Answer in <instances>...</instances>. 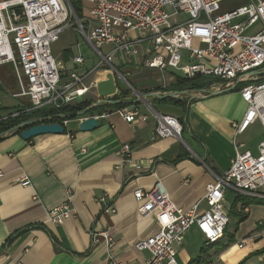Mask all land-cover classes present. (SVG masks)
Listing matches in <instances>:
<instances>
[{"label": "crops", "instance_id": "crops-1", "mask_svg": "<svg viewBox=\"0 0 264 264\" xmlns=\"http://www.w3.org/2000/svg\"><path fill=\"white\" fill-rule=\"evenodd\" d=\"M147 48L143 44L141 53ZM72 55L70 50L64 54L65 64L70 60L67 69ZM140 58L132 56L126 62L119 53L113 62L125 77H143V85L134 87L140 92L172 91L180 74L140 65ZM93 65L85 61L81 68L88 71ZM103 75L102 70L94 71L87 81H101ZM17 92L12 65H0V119L28 111V98L15 96ZM196 92L169 97L176 103L152 100L174 105L171 115L187 126L185 144L172 137L151 140L155 120L150 114L145 121L127 123L111 108L86 114L107 112L89 131L78 130V121L70 119L61 134L24 140L19 133H5L0 138V264H106L109 259L145 264L149 252L137 250L135 244L159 227L154 213H137L134 191L150 190L160 181L176 206L189 208L203 197L214 175L228 169L234 142L253 152L241 139L251 125L241 134L235 132L247 108L239 90ZM98 98L97 90L90 89L71 105L92 104ZM124 144L131 147V164L121 162ZM21 175L28 176L30 186L15 182ZM67 192L72 194L73 213L60 224L49 221V211L66 200ZM102 194L107 196L104 204L97 200ZM238 195L233 190L224 194L229 221L223 237L207 244L191 227L176 245L179 264H264V201H236ZM109 204L113 212L103 210ZM205 207L201 202L200 210ZM93 229H107L112 244L102 240L93 244Z\"/></svg>", "mask_w": 264, "mask_h": 264}, {"label": "built area", "instance_id": "built-area-1", "mask_svg": "<svg viewBox=\"0 0 264 264\" xmlns=\"http://www.w3.org/2000/svg\"><path fill=\"white\" fill-rule=\"evenodd\" d=\"M223 1L0 0V65H12L18 86L15 96L27 97L30 110H58L77 102L90 89L96 90L98 81L87 79L97 70L110 72L114 77L116 91L108 99L136 96L138 90L113 61L119 53L126 62L132 56L141 57L138 64L148 68L172 70L186 79L199 76L209 80L207 85L190 92L201 91L205 95L237 88L247 108L242 120L234 126L236 135L256 122L264 132V72H254L264 68V0H246L220 12ZM75 3L79 4L80 13L76 12ZM66 29L82 35L98 54V61L90 70L81 68L85 58L78 45L77 52L71 56V69L53 58L51 44ZM194 41L197 46L193 45ZM143 44L148 48L141 53ZM151 102L139 100L111 109L127 123L145 121L148 114L152 115L155 126L151 140L169 137L180 140L182 126L178 118L154 110ZM104 105L113 104L103 102L101 106ZM106 115L103 112L74 119L98 120ZM38 119L58 122L64 127L70 121L63 113ZM234 143L235 153L228 169L221 176L214 175L203 197L189 208L176 206L160 181L150 190L134 191L139 202L137 213L140 216L154 213L159 227L156 233L135 244L137 250L149 252L145 264H179L176 245L193 226L207 244L221 239L229 221L224 205L227 190L264 201V138L256 154L245 149L243 143ZM119 155L122 163H132L129 144L121 146ZM15 182L31 185L26 175ZM71 197V192H67L66 200L49 211V221L60 224L73 213ZM106 198L102 194L97 200L104 204ZM201 202L206 206L203 210L199 208ZM103 210L113 212L114 207L109 204ZM91 236L93 244L101 240L112 244L107 229H93ZM106 264L122 263L109 259Z\"/></svg>", "mask_w": 264, "mask_h": 264}, {"label": "water", "instance_id": "water-1", "mask_svg": "<svg viewBox=\"0 0 264 264\" xmlns=\"http://www.w3.org/2000/svg\"><path fill=\"white\" fill-rule=\"evenodd\" d=\"M254 72L262 73L264 72V68L262 70L254 71ZM231 89L232 88L227 89V90H231ZM96 90H97L98 97H99L98 101H96L95 103L89 105L88 107L82 110L66 115V117L69 119H74L76 117L86 115L87 113H90L94 108L103 105V102H107L113 105H118V104L126 105V104L136 103L139 100H141L143 103L149 104V102L154 99L172 97L173 95H187V96L190 95L189 90L170 91V92L167 91V92H162L161 94L145 93V92L136 91V96H132V97L129 96V97H125L119 100H111L108 98L114 96L115 91H116V83H115L113 75L110 72L104 73L103 79L101 81H98L96 84ZM223 91H226V89L218 91L217 93H220ZM97 125H98L97 119H95L94 117H87L78 122V130L89 131V130L94 129ZM18 129H21L19 132V136L24 140H29L40 134H46V133L61 134V133H64L65 131V127L61 123H58V122L51 123V122H47L45 119H38V118L30 119V120H27L21 123L18 126ZM3 135H0V138ZM180 140L181 142L185 144L182 138H180Z\"/></svg>", "mask_w": 264, "mask_h": 264}, {"label": "rangeland", "instance_id": "rangeland-1", "mask_svg": "<svg viewBox=\"0 0 264 264\" xmlns=\"http://www.w3.org/2000/svg\"><path fill=\"white\" fill-rule=\"evenodd\" d=\"M246 2V0H224L221 3V9L220 12L222 11H226L230 8H234L236 6H239L241 4H244ZM167 11H170L169 8H167ZM77 45L79 46V50L81 55L84 56L85 61H86V65L90 66L93 63L95 64L98 61V54L91 48V46L88 44V42L84 39V37L80 34H77L74 30L72 29H66L65 31H63L61 33V35L59 36L58 40L54 43L51 44V54L53 56V58L55 60H60L61 63L67 67L69 66L68 63H70V60L66 62L65 64V57L64 54L67 53V51L70 50L71 53L75 54L77 52ZM194 46H197V42L194 41L193 42ZM105 50V47L104 49ZM138 77H133V76H129L126 77L128 79V81L130 82V84L133 87H139L142 86V80L143 77L139 76V74H136ZM117 82L119 85H121V79L119 77H117ZM188 89V88H187ZM152 107L163 114H173L174 113V105L164 102V101H153L152 102ZM98 112H102L100 111V109H96ZM264 138V132L262 127L260 126V124L258 122H256L255 124L251 125L246 132L241 136L242 141L245 143L246 148H250L253 152V154H256L255 148L256 145L258 144V142L260 140H262Z\"/></svg>", "mask_w": 264, "mask_h": 264}, {"label": "trees", "instance_id": "trees-1", "mask_svg": "<svg viewBox=\"0 0 264 264\" xmlns=\"http://www.w3.org/2000/svg\"><path fill=\"white\" fill-rule=\"evenodd\" d=\"M74 8H75L77 13L81 12V9H80L78 3L74 4ZM208 82H209V80L207 78H204V77L197 76L193 79H186L180 75H177L176 76V83L171 85V88L173 89L172 91H181L183 89V87H187L189 90L190 89H199V88L207 85ZM162 99L163 100H169L170 99V100L175 101V99H171L169 97L162 98ZM175 103H176V101H175ZM90 104L91 103H89V102H81V103H78L75 105H67V106L62 107L58 110H56L54 108L43 109V110H30V109H28V111L18 113L15 116H9V117H6L4 119H0V135H3L5 133L11 132V131H12V133H19L21 129H18V126L27 120L35 119L34 117L43 118L47 115H54L55 116V114H58V113H63L65 115H69L71 113H75L76 111H79V110H82V109L88 107ZM121 106H123V105H121V104H118L116 106L104 105V106H98L94 109H98V110L100 109V111H102V110H105L106 108H114V107H121ZM179 122L181 123V126H182L181 138L185 142L188 143V138L186 135L187 126H186L185 122H183L182 120H179ZM236 201H246L248 203V202H252L253 199L245 198V197L242 198L240 195H238L236 197ZM257 202H263V201H257Z\"/></svg>", "mask_w": 264, "mask_h": 264}, {"label": "bare ground", "instance_id": "bare-ground-1", "mask_svg": "<svg viewBox=\"0 0 264 264\" xmlns=\"http://www.w3.org/2000/svg\"><path fill=\"white\" fill-rule=\"evenodd\" d=\"M191 94H193V95H196L197 94V92L196 91H193V92H190Z\"/></svg>", "mask_w": 264, "mask_h": 264}]
</instances>
